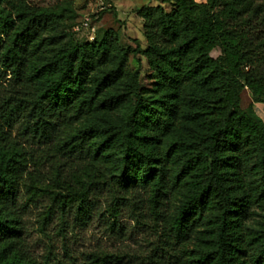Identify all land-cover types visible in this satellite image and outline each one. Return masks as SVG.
I'll list each match as a JSON object with an SVG mask.
<instances>
[{
  "label": "trees",
  "instance_id": "16d2710c",
  "mask_svg": "<svg viewBox=\"0 0 264 264\" xmlns=\"http://www.w3.org/2000/svg\"><path fill=\"white\" fill-rule=\"evenodd\" d=\"M155 1L137 11L146 47L132 50L112 29L79 41L67 5L0 0V264H38L21 187L80 226L97 189L114 220L121 202L145 203L168 264H264V221L247 223L253 209L264 219V0ZM45 163L46 179L29 171Z\"/></svg>",
  "mask_w": 264,
  "mask_h": 264
},
{
  "label": "rangeland",
  "instance_id": "374dc122",
  "mask_svg": "<svg viewBox=\"0 0 264 264\" xmlns=\"http://www.w3.org/2000/svg\"><path fill=\"white\" fill-rule=\"evenodd\" d=\"M32 5L63 6L72 9L67 13L64 27L75 31L81 25L83 17L97 11V5L103 1L107 6L93 19L95 32L80 28L74 32L79 41L87 40L90 35H102L112 29L116 32L121 45L134 50L138 40L145 48L143 22L137 11L143 7L157 6L152 0H27ZM169 11L170 6L165 5ZM217 58L220 50L212 52ZM130 67L135 68L132 56ZM146 63L143 62L145 70ZM253 104L250 93L242 95V106ZM255 113L264 122V103H254ZM38 170L40 178L46 179L51 172L50 164L36 166L30 164L29 171ZM50 183V182H46ZM112 194L108 188H100L92 195L94 211L90 221L83 226L74 222V209L62 214L47 195L30 201L28 192L20 188L17 211L22 223V240L29 255L38 264H85L86 257L92 252H105L114 255L113 264H168V245L162 235V228L150 217L145 203L121 202V214L117 220L109 216L108 209L113 204ZM53 207L48 218L46 212ZM253 216L248 225L258 228L263 219V212L253 209Z\"/></svg>",
  "mask_w": 264,
  "mask_h": 264
},
{
  "label": "built area",
  "instance_id": "2783aa9c",
  "mask_svg": "<svg viewBox=\"0 0 264 264\" xmlns=\"http://www.w3.org/2000/svg\"><path fill=\"white\" fill-rule=\"evenodd\" d=\"M107 7H109V5L107 6L103 1H100V3L97 5V11H91L90 15H86L83 17V20L81 22V25L77 26L75 28V31H79L80 28L92 31L93 33L95 32V27L92 26V22L94 17L97 18L99 13L104 11ZM94 38V34L89 36L90 40H93Z\"/></svg>",
  "mask_w": 264,
  "mask_h": 264
},
{
  "label": "crops",
  "instance_id": "0c3cea01",
  "mask_svg": "<svg viewBox=\"0 0 264 264\" xmlns=\"http://www.w3.org/2000/svg\"><path fill=\"white\" fill-rule=\"evenodd\" d=\"M152 1H155V0H152ZM197 2H200V3H204L206 2V0H196ZM159 3V1H157Z\"/></svg>",
  "mask_w": 264,
  "mask_h": 264
}]
</instances>
